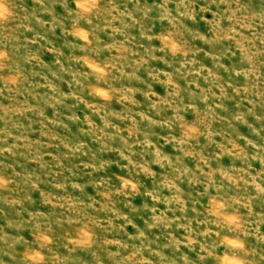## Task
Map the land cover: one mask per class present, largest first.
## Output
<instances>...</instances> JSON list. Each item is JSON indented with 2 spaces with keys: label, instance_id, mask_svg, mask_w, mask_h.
Listing matches in <instances>:
<instances>
[{
  "label": "rangeland",
  "instance_id": "374dc122",
  "mask_svg": "<svg viewBox=\"0 0 264 264\" xmlns=\"http://www.w3.org/2000/svg\"><path fill=\"white\" fill-rule=\"evenodd\" d=\"M0 264H264V0H0Z\"/></svg>",
  "mask_w": 264,
  "mask_h": 264
}]
</instances>
